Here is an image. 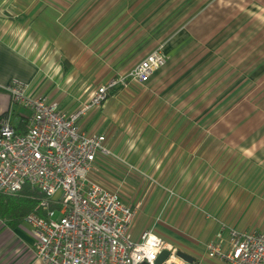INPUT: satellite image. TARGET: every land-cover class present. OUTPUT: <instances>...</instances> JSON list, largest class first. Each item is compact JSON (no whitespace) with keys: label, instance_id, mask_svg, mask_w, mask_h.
<instances>
[{"label":"crops","instance_id":"1","mask_svg":"<svg viewBox=\"0 0 264 264\" xmlns=\"http://www.w3.org/2000/svg\"><path fill=\"white\" fill-rule=\"evenodd\" d=\"M61 1L0 0V119H9L19 134L26 133L29 115L25 109L12 103L4 91L7 86L18 82L32 87L39 95L57 103L62 112L73 113L79 101L64 92L69 88L63 86L64 75H60L53 67V53L64 51L63 66L64 71H67L74 58L65 49L98 47L95 38H92L94 33H105V37L112 33V36H107L109 46L130 47L134 40V34L131 33L139 26L138 16L141 17L140 30L146 36L148 32V39L152 42L151 22L155 8L162 9L166 17H177L174 27L167 31L180 27L179 33L161 46L166 63L167 58L180 53V47L184 45L180 40L216 52L222 48L228 49L227 53L240 49L239 55L235 54L239 62L235 60L232 65L239 64L234 68L240 72L246 93L244 95L243 92L241 99L233 103L222 116L202 123L204 125L200 123V128H205L207 133L203 141L200 132L193 137H180V121H170V128L165 133L159 135L152 129L153 134L143 138V147H136L134 151L141 148L145 157L135 154L131 149L126 158L120 153L119 156L115 155L105 137L111 157H98L92 172L95 177L89 175L93 180L91 183L112 190L103 183L102 176L107 175L114 162L122 168L125 180L127 176H145L147 191L173 193L163 205L157 206L158 209L154 207L155 202L152 204L154 209L150 217L145 216L146 213L139 214L138 221L131 228L134 241L137 242L143 232L152 231L177 253L190 258L192 264H226L206 256V245L218 231L217 225L206 216L236 231H255H244L223 217L226 210L219 209L220 205L214 201L217 191L225 186L223 182L217 181L216 173L220 171L212 170L208 164L217 159V152L224 153L223 159L230 170L221 174H229V179L237 184L230 190L251 189L257 191L260 197V187L264 184V0H180V6L171 11L168 10L169 0H69L66 2L69 6ZM78 3L80 8L77 7ZM153 51L147 52L138 62ZM66 55L69 57L66 58ZM119 56L117 62H125ZM160 71L151 82L155 81ZM103 81L107 82V78L102 77ZM84 120L78 123L82 133L86 132ZM174 124L176 128L178 126V131H170ZM155 127L158 126L153 123L152 128ZM189 144L205 145L208 152L202 164L197 158L201 155L197 153L201 147L195 148ZM116 165L112 168L115 171ZM204 182L207 185L202 186ZM233 184H230V188ZM140 202L143 204L140 199L129 200L127 206L124 201L122 203L129 208L133 203L141 206ZM0 225L5 226L8 232H20L33 248L31 230L25 223L13 231L1 221ZM23 225L29 231L23 230ZM15 236L20 243L23 241L19 234ZM177 259L179 263L176 264H188Z\"/></svg>","mask_w":264,"mask_h":264},{"label":"built area","instance_id":"2","mask_svg":"<svg viewBox=\"0 0 264 264\" xmlns=\"http://www.w3.org/2000/svg\"><path fill=\"white\" fill-rule=\"evenodd\" d=\"M166 64L161 49L154 50L125 77L100 87L73 113L32 87L12 82L5 93L28 112L26 133L15 131L9 119H0V194L16 195L22 188L39 190L44 199L24 223L34 241L33 255L41 264H154L162 252L164 264L179 263L177 251L152 231L136 242L131 228L137 217L117 193L91 183L98 157L111 152L104 135L85 134L78 123L102 107L110 93L130 83L148 85ZM55 210H49V207ZM58 218L55 220V216ZM213 221L218 231L206 245V256L226 264H264V231L240 232ZM175 260V261H173Z\"/></svg>","mask_w":264,"mask_h":264},{"label":"rangeland","instance_id":"3","mask_svg":"<svg viewBox=\"0 0 264 264\" xmlns=\"http://www.w3.org/2000/svg\"><path fill=\"white\" fill-rule=\"evenodd\" d=\"M61 2L65 4L69 0H62ZM66 6L69 4L66 3ZM79 6L78 3L77 7ZM179 6L180 0H169L168 2L169 11ZM58 7L61 8V6ZM158 8L154 9L152 15V42L148 39L149 33L147 32L146 36V33L140 30L139 19L141 17L138 16L139 26L134 33H131V35L134 34V40L132 39L130 47L109 46L107 36H112V33L106 37L105 33H94L92 38H95L98 47L65 49L70 51V53L68 52L69 56L74 58L67 71H64L63 66L64 51L60 50L53 53V67L60 75H64L63 86L69 88L64 92L79 101L74 111L89 102L98 88L130 73L147 52L159 48L162 52V44L179 33L180 27L178 30H171L172 32L167 31L177 22V17L172 15L166 17L163 10ZM166 22L167 24L163 25ZM97 36L99 37L97 38ZM181 42L184 45L180 47V53L174 54L169 57L170 59L167 58L164 69L159 70L155 81L149 85L130 83L125 90L119 87L114 89L110 93L108 101L101 108L91 112L92 114L87 115L85 120L83 119V128L86 131L84 133L104 135L115 151V155L118 154L119 156L120 153L126 158H128L131 149L134 151L136 147H143L141 144L144 141L143 138L153 134L152 129L159 135L165 133L166 129L170 128L168 127L171 125L169 124L170 121H177L176 123L180 121V137H193L199 135L200 132L203 141V137L207 136V133L205 128H200V123L211 122L222 116L233 103L242 97L245 84L240 79V72L234 68L239 64L232 65L235 60L237 63L239 62L240 49L236 48L232 53H227L228 49L222 48L217 49L216 52L198 48L197 45L184 43L180 40ZM236 53L238 54L237 57H235ZM69 56L66 55V58ZM117 56L125 62L119 64ZM102 77L107 78V82H101ZM153 123H156L158 127L152 128ZM175 125L170 131L179 130L178 126L176 128ZM189 145L195 148L201 147V150L197 151L201 155L197 158H200L202 164L208 152L204 148L205 145ZM135 151V154L145 157L141 148L139 151ZM190 151L192 153V150ZM216 156L217 159L210 161L211 164H208V167L220 171L216 173L217 181L218 183L219 181L223 182L225 186L217 191L214 201L215 204L220 205L219 209L226 210L223 217L244 231L245 229L255 232L264 231V184L260 187L259 198L258 192L251 189L243 191L235 188L238 190L235 192L230 190L234 189L237 184H233L228 177L229 174H221V172H229L230 170L229 165L223 159L224 153L217 152ZM111 164L112 167L108 169L107 175L102 176L104 178L103 183L112 189L110 191L117 193L126 206L129 200H143V204L140 202L141 206L137 210L138 215L135 222L138 221L137 218L140 213H146L145 216L147 217L153 215L152 204L155 202L154 207L158 209L159 205H163L166 198L173 194L161 190L147 191V177L134 175L127 176L128 178L125 180L126 177L122 168L114 162ZM115 165L117 171L112 169ZM92 175L94 173H91ZM95 175L97 174L95 173ZM88 180L93 182L90 176ZM135 182L138 185L134 186ZM231 183L233 185L230 188ZM204 185H207L206 182L202 186ZM136 206L133 203V206L129 208L135 210ZM57 218L56 214L54 219ZM4 228L5 226L0 225V264L38 263L32 254L33 248L30 241L20 235V232L11 233ZM22 229L29 231L25 225L22 226ZM14 234H19L20 239L24 242L20 243L16 240Z\"/></svg>","mask_w":264,"mask_h":264},{"label":"trees","instance_id":"4","mask_svg":"<svg viewBox=\"0 0 264 264\" xmlns=\"http://www.w3.org/2000/svg\"><path fill=\"white\" fill-rule=\"evenodd\" d=\"M43 199L44 196L39 190L30 187H24L18 194L12 196L0 194V221L13 231L20 227L29 215L43 218V213L38 210ZM55 209L49 207V210Z\"/></svg>","mask_w":264,"mask_h":264},{"label":"water","instance_id":"5","mask_svg":"<svg viewBox=\"0 0 264 264\" xmlns=\"http://www.w3.org/2000/svg\"><path fill=\"white\" fill-rule=\"evenodd\" d=\"M169 254L167 252H162L159 257L157 258L154 264H164L165 261L168 259ZM176 257L184 261L185 263L192 264V260L180 253L176 254Z\"/></svg>","mask_w":264,"mask_h":264},{"label":"bare ground","instance_id":"6","mask_svg":"<svg viewBox=\"0 0 264 264\" xmlns=\"http://www.w3.org/2000/svg\"><path fill=\"white\" fill-rule=\"evenodd\" d=\"M173 261H175V260H173Z\"/></svg>","mask_w":264,"mask_h":264}]
</instances>
